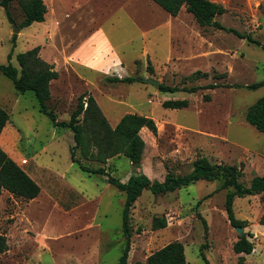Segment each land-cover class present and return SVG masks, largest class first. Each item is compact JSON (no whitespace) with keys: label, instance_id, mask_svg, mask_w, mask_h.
<instances>
[{"label":"rangeland","instance_id":"374dc122","mask_svg":"<svg viewBox=\"0 0 264 264\" xmlns=\"http://www.w3.org/2000/svg\"><path fill=\"white\" fill-rule=\"evenodd\" d=\"M209 1L224 7L215 19L225 28L249 34L261 46L199 27L184 8L172 17L150 0H43L44 21L15 33L24 18L20 6L9 4L12 21L0 7V65L7 64L11 51L10 63L18 68L15 55L39 46V57L58 72L46 102L57 121H67L77 97L86 93L111 128L125 114L146 116L156 126L155 135L139 131L144 151L133 166L123 152L99 156L102 131L80 115L84 138L75 157L104 174L83 172L70 160L72 133L54 127L38 111L33 93L16 92L0 74V106L9 114L0 148L40 188L32 200L0 194V236L7 246L0 264H115L125 242L124 193L108 184L107 176L122 183L140 174L162 181L169 170L189 173L198 158L236 166L244 186L263 173L264 133L249 125L245 114L264 96V86H245L264 81V0ZM196 71L206 76L191 77ZM132 76L179 88L237 86L165 93L146 82L104 80ZM168 100H187L188 106L166 109L162 103ZM223 181H198L159 195L142 191L129 211L126 264L144 262L173 241L182 243L185 264H205L200 251L209 264H264V226L258 224L264 193L233 201L234 216L245 222L243 234H250L254 245L249 255L235 254L232 246L240 234L226 217L225 197L232 188H224ZM154 217L164 218L166 227L153 229Z\"/></svg>","mask_w":264,"mask_h":264},{"label":"trees","instance_id":"16d2710c","mask_svg":"<svg viewBox=\"0 0 264 264\" xmlns=\"http://www.w3.org/2000/svg\"><path fill=\"white\" fill-rule=\"evenodd\" d=\"M16 1L23 13V20L19 24V29L30 26L32 23L44 21L46 14V6L43 0H0V7L5 11L7 18L12 21L9 12V4ZM170 16L175 17L179 11L184 10L191 14L199 27H212L214 29L223 30L232 33L240 39L246 40L248 43L261 46L249 34L240 33L231 28H225L215 18L222 15L225 9L218 3L209 0H150ZM15 35H12L14 41ZM39 46H35L25 52L15 55L18 68L11 63L12 52L10 51L6 58L7 64L0 65V74L9 79L14 90L20 94L25 92L33 93L37 104L38 111L50 120L51 124L56 128L68 129L72 133L74 145L70 148V160L76 163L83 172L91 174H104L102 168H88L79 163L75 157V149L81 147L84 138V127L80 124V115L87 125L89 119L95 129H100L102 135L98 145V155H113L120 152L125 153L133 166H137L143 155L144 142L139 135V131L145 128L153 135L156 134V126L151 118L137 114L123 115L116 125L111 128L106 120L102 117L99 108L90 94L83 93L77 97L76 106L69 115L67 121H57L51 110L47 109L46 102L50 98L49 84L58 78V72L53 69V65L43 61L38 53ZM263 51L264 48L262 47ZM206 76L196 71L191 77ZM226 77L225 74L222 75ZM220 78V75H216ZM107 83H133L144 82V79L136 76L132 77H106ZM237 85H229L227 83H210L205 86L176 87L168 86L160 83L157 90L165 93H174L184 91L187 93H195L201 89H216L219 87L231 88ZM264 86V81L246 85L245 87L255 90ZM210 97L204 96V100L208 101ZM166 109H182L188 106L187 100H168L162 103ZM246 122L254 127L257 131L264 133V96L255 101L246 111ZM9 121V114L0 106V134ZM88 125H90L88 123ZM97 158H99L97 156ZM236 166H225L210 164L205 158H198L192 163V169L185 175H178L171 170L167 171L162 181L150 180L145 175H131L124 183L119 180L107 176V183L124 193V201L121 210V230L125 239L123 251L115 264H126L127 255L130 244L129 230V211L134 202L141 195L142 191L148 190L154 195L171 193L181 187L188 186L198 181L213 182L219 177H223L222 186L224 188L231 187L232 191L227 193L225 197V213L231 227H245V222L238 220L234 216L233 201L235 198H243L246 196H254L264 193V170L260 176L253 177L248 186L238 182L240 175ZM6 191L12 197L21 198L23 200H32L36 198L40 192L39 186L21 169L6 153L0 148V194ZM152 228L161 229L166 227L164 218L154 217L152 219ZM204 227L206 228L205 223ZM258 224L264 226V214L258 219ZM250 234H242L238 237L232 246L235 254L249 255L254 249L253 242L248 239ZM6 241L0 236V254L6 250ZM202 248H204L202 246ZM205 264H209L202 251L199 253ZM241 260V259H240ZM184 247L181 242L173 241L160 249L152 252L144 262H136L135 264H185Z\"/></svg>","mask_w":264,"mask_h":264},{"label":"water","instance_id":"95a60500","mask_svg":"<svg viewBox=\"0 0 264 264\" xmlns=\"http://www.w3.org/2000/svg\"><path fill=\"white\" fill-rule=\"evenodd\" d=\"M13 29H14L13 30L14 33L19 31V28L16 26H14ZM144 82L152 84L155 88H158V86H159V82L156 80H153V79H144ZM234 229L237 233L240 234V236L243 234V228L242 227H237Z\"/></svg>","mask_w":264,"mask_h":264},{"label":"crops","instance_id":"0c3cea01","mask_svg":"<svg viewBox=\"0 0 264 264\" xmlns=\"http://www.w3.org/2000/svg\"><path fill=\"white\" fill-rule=\"evenodd\" d=\"M92 43V42H91ZM91 43H89V44H91ZM87 65V64H86ZM90 66V65H89ZM91 67V66H90ZM31 178V177H30ZM32 179V178H31Z\"/></svg>","mask_w":264,"mask_h":264}]
</instances>
